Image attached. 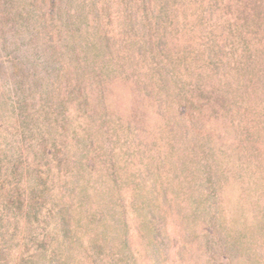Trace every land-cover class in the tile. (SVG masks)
Here are the masks:
<instances>
[{
  "label": "rangeland",
  "instance_id": "1",
  "mask_svg": "<svg viewBox=\"0 0 264 264\" xmlns=\"http://www.w3.org/2000/svg\"><path fill=\"white\" fill-rule=\"evenodd\" d=\"M256 1L176 0L191 8H186L189 16L178 15L174 25L176 36L183 39L180 46L166 49L161 30L144 22L141 4L136 22L125 6L121 30L108 47L111 55L117 52L125 83L139 84L133 89L142 86L146 94L155 92L143 97L140 90L117 85L113 101L120 107L119 118L107 134L95 136L98 151L110 161L101 158L90 180L76 173L72 178L78 152L71 145L72 150L64 147V156L74 165L66 163L63 176L57 175L55 157L43 155L40 144L49 123L47 55L39 52L38 64L32 65L35 57L28 47L12 52L18 42L16 0H0V264H264V163L251 159L252 148L259 146L251 128L252 99L242 109L240 98H232L231 104L218 102L211 91H204L203 81L193 76L202 67L206 75L213 65L198 61L202 53L187 50L185 62L190 66L185 69L180 61L163 58L174 49L183 53L202 35L208 39L202 37L201 42H208L212 23L226 32L230 14L237 25L257 20L264 5ZM220 2L225 21L199 20L200 10ZM112 27L117 30L119 25L115 21ZM133 28L140 40L129 47ZM157 63H162L164 75L149 71ZM168 68L179 76L169 77ZM121 70L106 68L104 77L118 81ZM236 78L233 73L229 80L232 97L240 93ZM70 82L66 94L79 104L83 89L79 91L77 80ZM156 82L162 88L153 86ZM100 88L91 86L93 100L102 99ZM57 90L52 89L55 95ZM187 93L190 122L174 114L178 104L184 110L180 95ZM229 107L226 116L217 114ZM121 115L124 122L119 125ZM59 122L54 120L55 125ZM224 122L238 128L219 126ZM68 130L61 142L65 146Z\"/></svg>",
  "mask_w": 264,
  "mask_h": 264
},
{
  "label": "trees",
  "instance_id": "2",
  "mask_svg": "<svg viewBox=\"0 0 264 264\" xmlns=\"http://www.w3.org/2000/svg\"><path fill=\"white\" fill-rule=\"evenodd\" d=\"M126 1L16 0L15 5H13L17 16L18 42L10 48L12 52H20L21 45L28 47L31 50V54L35 57L32 65L36 62L38 64L36 57H38L37 55L39 57L41 56L38 54L39 52L44 51L42 52V56L43 54L47 55V58H45L47 69L46 67L44 69L50 71L49 78H47V88L50 90L45 92V110L49 115L45 118V122L47 121L49 123H46L47 129L44 132L43 144H40V148H42L43 155H47L48 159L51 160V158L55 157L53 165H56L57 175L59 177L63 176L66 172L67 164L72 167L74 165V163L70 162L64 156L66 147L68 150L73 149L69 145L74 147V151L78 152V156L74 160L76 163L75 166H78V169L75 172L72 170L71 176L76 173L92 180L97 174L96 168L100 164V159H103V156L98 151L95 136L100 132L107 134L108 130L115 124L114 120L117 114L121 113L120 107L113 101L118 96V92H116L117 85L124 84L123 86L129 88L131 92L133 90L135 92L140 90L143 97L155 92L151 90L149 94H146L142 90V86L133 89L134 86H138L139 84L132 85L129 82L125 83V80H122L124 79V74L120 68L121 62L116 59L117 52H115L116 55H111L112 53L108 47L109 42L113 41V38L115 39V36L121 30V20L123 19L122 14L125 6L128 4L129 17L133 13L134 15L130 18L133 19L135 16L133 22H136L141 4L144 22H151L153 24L149 26L151 29L156 27L161 30L160 32L165 38V49L171 47L177 48L183 41L181 36H176L178 29L174 25L177 24L178 15L189 16L186 8L190 9V5L185 7L177 3L176 0H129L127 3ZM260 1L264 5V0H257L256 2L259 3ZM183 9L184 12H182ZM225 11L223 3L220 2L218 5H210L206 9L200 10L201 14H198V18L201 22L203 20L206 22L225 21L224 19L227 18ZM258 16L257 20L255 19L248 21L246 24L237 25L233 21L232 14H230V20H226L227 22H225V25L228 23L226 32L221 30L220 33L219 28H216L212 23L210 29L212 36L210 35L211 38L208 42H201L202 37L207 38V34L202 35L200 41L197 40L191 43L190 46L185 47L183 53L179 51L174 52L176 50L174 49L167 51L166 54L168 55L163 54V58L166 59L168 56L167 60L164 59L167 62H170V58H173L177 62L180 61L179 65H183L185 69L189 65L185 62L186 56H188L186 54L188 52L187 50L193 49L199 54L202 53L198 56V61L204 60V66L206 67L207 65H213L212 67L210 66L211 68L206 75L201 73L203 71L202 67L199 74L195 71L193 76L203 81L200 86L205 88L204 91H211L213 97H217L218 102H220L219 100H224L225 103L229 102L231 104L232 98L235 100L240 98L242 100L241 104L243 105L242 109H246L245 102L252 99L253 107L252 114H250L252 116L251 128L255 131H253L255 137H257L255 140L259 143V146L255 145L252 148L251 159L261 164L264 163V138L258 135H264V10L259 11ZM115 21L119 25L117 30L112 27V22ZM166 33L169 35L173 34L174 37L167 36ZM128 38L129 47H131L134 41L140 40L134 28L131 37ZM41 47L43 50H41ZM33 50L39 51L36 54L32 52ZM15 62L18 65L20 60L15 58ZM51 64L54 66L61 65V67L52 68L50 67ZM161 64H155V67L149 71L156 72L152 73L156 76L164 75L161 70L163 67L160 66ZM115 66L116 68L119 66V70H121V74L119 75L121 79L119 78L118 81H115L114 77L111 80L105 78V72L103 70H106V68L112 70ZM168 69L170 70L167 72L170 75L169 77L175 76V74L179 76L180 72H175L170 68ZM195 69H199V67L196 66ZM165 71L167 70L165 69ZM62 72L63 74H61ZM233 73L234 75L236 74L238 90L241 93L238 92L235 97L231 96L229 81ZM131 77L133 78L132 75L128 76L129 79ZM70 80L74 82L77 80V85H80L78 87L79 91L81 87L83 89V92L79 94V104L83 103L84 105L82 111L80 110V106L83 105L74 104L75 101H70L69 95L66 94L68 87L71 86ZM210 81H213V83L206 84ZM92 85L98 88L101 86L100 89H97V92L102 98L101 100L92 99L94 95L91 92ZM161 85L162 83L156 82L153 86L162 88ZM57 88V94L55 95L52 89L56 90ZM58 91L60 93L62 91L63 95H67V98L62 96V93L58 96ZM173 94H170L169 97ZM188 95V93L187 97L182 94L180 95L181 101L183 103L185 102V108L182 110L184 106L178 104L179 109L177 110L176 108L174 114L176 117L178 116L184 120L189 119L188 121L190 122L186 109L187 102L190 98ZM95 101H98L99 104L96 105ZM62 108L64 112L60 116ZM72 108H76L77 110L76 115L73 113L75 119L71 117L74 116L72 115ZM228 111H231L230 107L229 109L225 108V110L221 108L217 114L224 113L223 116H226V112ZM56 118L60 122L55 125L54 120L56 121ZM121 119L122 122L121 124L118 123L119 125L123 124L124 116L121 115ZM188 121L185 122L187 124L185 126L186 129H189ZM215 123L218 124L217 122ZM224 125L230 129L238 128L237 126L234 127L232 122L220 123L219 126L225 127ZM66 127L69 128L67 135H70L66 141L68 145L65 146L61 142L64 141L63 133ZM123 129H125V126ZM247 131L248 129H244L243 132ZM226 132L223 131L224 134ZM223 133L221 132L220 134L222 135L221 143L224 141ZM76 138L78 140L75 141ZM241 146L246 149V144H243V142ZM62 152L63 159L59 158V161H57L59 154ZM106 154L107 151L104 152V156ZM105 157L108 156L106 155ZM104 161L109 162V157ZM50 176L52 178L53 171H51ZM72 178H76V175L72 176Z\"/></svg>",
  "mask_w": 264,
  "mask_h": 264
}]
</instances>
